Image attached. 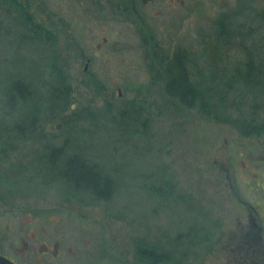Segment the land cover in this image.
Segmentation results:
<instances>
[{
  "label": "rangeland",
  "instance_id": "1",
  "mask_svg": "<svg viewBox=\"0 0 264 264\" xmlns=\"http://www.w3.org/2000/svg\"><path fill=\"white\" fill-rule=\"evenodd\" d=\"M118 1L25 0L50 38L20 39L13 18L0 22V253L17 264H147L135 248L143 242L166 255L159 264H235L245 232L259 227L264 244V133L224 117L248 118L255 106L264 120V92L245 90L219 121L184 102L169 65L186 59L192 78L235 73L240 31L221 45L216 18L244 21L242 10L259 15L264 0H135L130 12ZM147 52L161 60L155 75ZM51 65L68 96L49 112ZM15 79L25 101L9 100ZM50 142L95 162L111 197L60 177Z\"/></svg>",
  "mask_w": 264,
  "mask_h": 264
},
{
  "label": "trees",
  "instance_id": "2",
  "mask_svg": "<svg viewBox=\"0 0 264 264\" xmlns=\"http://www.w3.org/2000/svg\"><path fill=\"white\" fill-rule=\"evenodd\" d=\"M135 2V0H119L118 7L130 12L131 9H135ZM242 11L247 16L244 21L232 22L231 16L227 15L218 16L214 24L215 39L223 46L235 41L234 37L238 30L240 31L237 43L243 50V55L239 58L237 64L231 68L235 70V73L221 72L219 75L217 72L210 73L211 71H209L206 77L197 74L192 78L188 73L189 69L187 68L188 63L185 62L186 59L184 61V59H179L178 57V62L174 60V64L172 62L169 66L174 69L173 66L176 64L179 73L176 69H174V73L171 68H168V73L173 72L172 79L169 81L175 87L177 84L179 85V95L184 102L194 104L198 100L200 106L210 114H214V118L219 121H221L218 115L220 108L229 107L231 104L241 105L242 100L239 101L237 98L244 96L245 90L251 91L256 88L260 92H264V8L259 15L252 13L249 7ZM5 16L15 20L13 23L17 24L20 29V39L33 40L38 38L40 31H43L46 38H50L49 31L46 28L43 29L41 24L32 20L33 17L25 0H0V22L6 19L4 18ZM253 18H257L259 22H255V27L250 22ZM246 21L248 22L245 23ZM0 28H2L1 24ZM147 54L149 55L147 65L155 75L160 72L161 60L156 57L155 53L151 55L147 52ZM51 69L55 71L57 81L56 85H54L55 87L53 86L52 88L55 92V95H51L53 100L48 99L47 101L49 112L54 111L58 107L56 105L57 99L60 98L63 101L62 103H66L65 99L68 96L64 90L60 69L53 65H51ZM227 69L229 70V67ZM179 77H181V80H179ZM218 78L219 80H217ZM206 81H208V84ZM9 89L8 97L11 102L12 98L22 102L30 96L27 84L20 79L13 80ZM254 110L255 106L249 111L251 115L248 118L244 116L245 114H239L240 116L231 114L229 116L226 115L224 120L238 126L241 132H245L248 135L264 133V120L256 118L257 115L254 114ZM36 121L37 117L35 115L31 122L37 125ZM66 121L63 119L64 123ZM17 129L22 130L20 126H17ZM45 146L48 148L47 156L50 164L60 177L65 178L72 187L83 191L86 190L93 196L104 200L111 197L110 194L113 188L111 178L107 174L104 175L95 162L87 161L86 156L77 150L67 152L63 145L59 146L50 142L45 144ZM194 230L196 231V229ZM197 240L201 239L197 237ZM135 248L137 256L147 262V264H159L167 259L166 255L159 252L157 248L148 246L143 242L137 244Z\"/></svg>",
  "mask_w": 264,
  "mask_h": 264
},
{
  "label": "flooded vegetation",
  "instance_id": "3",
  "mask_svg": "<svg viewBox=\"0 0 264 264\" xmlns=\"http://www.w3.org/2000/svg\"><path fill=\"white\" fill-rule=\"evenodd\" d=\"M87 60H89V58H87ZM248 207L254 210L253 203L248 204ZM248 221L251 223V227H255V221H253L252 217L249 216ZM258 230L259 227L255 229L254 232L251 230L245 232L243 235L245 240L237 243V246L233 249L234 252H237V255L239 253V256L234 258L235 264H261L264 261V249L262 248L264 244L260 241ZM0 254H4V252H1ZM4 255L8 257L6 254ZM9 259L15 263L14 260L11 258Z\"/></svg>",
  "mask_w": 264,
  "mask_h": 264
},
{
  "label": "water",
  "instance_id": "4",
  "mask_svg": "<svg viewBox=\"0 0 264 264\" xmlns=\"http://www.w3.org/2000/svg\"><path fill=\"white\" fill-rule=\"evenodd\" d=\"M225 3H222V1L219 2V6H223ZM61 123L56 124L55 128H59ZM0 264H15L12 262L8 257H6L4 254H0Z\"/></svg>",
  "mask_w": 264,
  "mask_h": 264
}]
</instances>
